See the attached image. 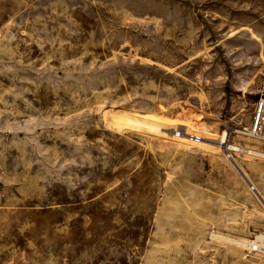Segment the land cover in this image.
<instances>
[{"label":"rangeland","instance_id":"374dc122","mask_svg":"<svg viewBox=\"0 0 264 264\" xmlns=\"http://www.w3.org/2000/svg\"><path fill=\"white\" fill-rule=\"evenodd\" d=\"M262 96L264 0H0V264H264Z\"/></svg>","mask_w":264,"mask_h":264},{"label":"bare ground","instance_id":"6f19581e","mask_svg":"<svg viewBox=\"0 0 264 264\" xmlns=\"http://www.w3.org/2000/svg\"><path fill=\"white\" fill-rule=\"evenodd\" d=\"M104 115H105L104 116L105 119L107 118V121H112V123L114 122L118 126H123L124 127V125H127L129 127L137 128V129H139L141 131L147 132L148 135L151 134L153 136H157V137L162 138V137L169 136L172 133H175V130L174 131L172 130L169 122L167 120L163 119L162 116H160L159 114H156L154 112H149V111L148 112H130L129 111L127 113L125 112L124 114H112L111 117L108 116L109 115L108 113H105ZM112 123H110V126L112 125ZM110 128H112V127H110ZM116 128H118V127H116ZM139 130H137V131H139ZM245 133L247 135H249L250 137H252L246 131H245ZM228 134H229V132L226 129H223L220 132L219 137L217 139H211V141L212 140L213 141L214 140H216V141L218 140V143L219 142L220 143L226 142L227 144H229L228 143L229 142L228 141ZM252 138L256 139L255 137H252ZM205 139H207V138H205ZM220 143L218 144L219 146H221ZM231 144L232 143H230V145ZM241 148H244L243 151H245L246 154L249 153V154H255V155L264 156V151L256 150V149H252V148H245L243 146H241ZM258 239H264V234H262V233L259 234L258 233V235H256V239H254V240H252V239L250 240V239L246 238V239H237V240H235V242L238 245H242V246H247L248 245V246H250V245L255 244Z\"/></svg>","mask_w":264,"mask_h":264},{"label":"built area","instance_id":"2783aa9c","mask_svg":"<svg viewBox=\"0 0 264 264\" xmlns=\"http://www.w3.org/2000/svg\"><path fill=\"white\" fill-rule=\"evenodd\" d=\"M246 129L253 137L264 140V96L260 97L255 103L252 122ZM243 149L244 148H241L239 144L230 145L226 143V152L231 159L234 158L233 153L245 152ZM250 247H253V249L256 250H264V239H258L257 242L253 245H250Z\"/></svg>","mask_w":264,"mask_h":264}]
</instances>
